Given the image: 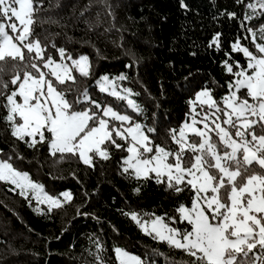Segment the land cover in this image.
Returning <instances> with one entry per match:
<instances>
[{
	"label": "snow or ice",
	"instance_id": "obj_1",
	"mask_svg": "<svg viewBox=\"0 0 264 264\" xmlns=\"http://www.w3.org/2000/svg\"><path fill=\"white\" fill-rule=\"evenodd\" d=\"M235 2L245 10L240 28L248 35L238 36L224 53L222 64L232 77L227 92L220 100L209 87L195 93L188 101L189 120L168 132L176 145L172 149L167 142H155L151 135L155 128L76 86L77 74L91 76L90 58L74 57L55 44L51 47L59 59L48 53L35 27L38 22L57 21L39 20L47 11L41 0H0V108L6 112L3 120L11 136L34 150L47 145L49 156L58 157L55 163L71 156L93 170L98 160H110L115 148L127 153L121 157L120 174L137 181L135 194L149 181L176 195L189 192L190 206L178 204L176 215L121 210L144 235L182 252L187 259L179 264H264V23L258 28L246 23L264 19V0ZM180 6L187 8L184 0ZM223 15L239 19L236 12ZM208 47L222 50V34L215 33ZM233 53L242 54L245 64L234 60ZM127 79L126 74L103 75L96 85L101 93L143 115L144 109L130 98L139 93L119 84ZM12 159L0 158V183L11 185L9 191L18 190L38 215L72 203L70 191L49 194ZM15 159L25 158L17 153ZM73 178L79 182L75 173ZM77 215L88 214L78 208ZM95 243L102 252L103 246ZM113 252L116 264H149L123 248ZM154 252L165 264H177L165 253ZM96 259L108 264L102 255Z\"/></svg>",
	"mask_w": 264,
	"mask_h": 264
},
{
	"label": "trees",
	"instance_id": "obj_2",
	"mask_svg": "<svg viewBox=\"0 0 264 264\" xmlns=\"http://www.w3.org/2000/svg\"><path fill=\"white\" fill-rule=\"evenodd\" d=\"M41 2L47 11L39 14V20L57 21L38 22L35 27L42 43L48 45V53L59 59L51 47L55 44L73 56L84 54L90 58L91 76L77 74L76 86L93 91L94 98L102 96V102L152 126L156 129L151 134L155 142H167L172 149L176 145L168 132L178 129L194 93L209 87L217 100L226 94L232 77L224 70V53L238 36L248 35L240 28L245 10L235 0H184L187 8H181L180 0ZM227 12H236L239 19H229L223 15ZM246 23L258 28L264 19ZM217 32L222 34V50L208 47ZM241 42L250 46L247 40ZM232 56L245 64L242 54ZM120 74L128 77L120 83L139 93L134 97L144 109L143 115L133 113L124 101L99 93L93 84L102 75L112 78ZM5 115L0 108V158L12 156L14 166L29 172L47 192L70 191L74 199L50 214L38 215L18 191L8 190L11 185L0 183V264H98L97 255H102L108 264H116L115 247L139 255L149 264H165L154 250L165 253L177 264L187 259L182 252L144 235L121 210L176 215L178 204L190 206L189 192L176 195L149 181L135 194L137 181L120 174L121 157L127 153L115 148L111 149V159L98 160L94 170L71 156L55 163L58 157L49 156L47 145H38V150H34L13 138L3 120ZM17 153L25 159H15ZM78 208L88 215L78 216ZM95 241L103 246L102 252Z\"/></svg>",
	"mask_w": 264,
	"mask_h": 264
},
{
	"label": "rangeland",
	"instance_id": "obj_3",
	"mask_svg": "<svg viewBox=\"0 0 264 264\" xmlns=\"http://www.w3.org/2000/svg\"><path fill=\"white\" fill-rule=\"evenodd\" d=\"M79 56V55H78ZM78 56H74V57H78ZM103 76V75H102ZM111 78V77H110ZM98 79V78H97ZM97 79H95L94 80V86H95V88L97 89V91L99 92V93H101L100 91H99V88H98V86L96 85V80ZM119 84L120 85H122L120 82H119ZM123 87H128V86H125V85H122ZM128 88H130V87H128ZM201 89H199V90H197L196 92H198V91H200ZM195 92V93H196ZM89 93H90V95L92 96V98H94L93 96H94V94H93V91H89ZM195 93H194V95H193V97H192V99H194L195 98ZM101 94H105L106 96H108V94H106V93H101ZM108 97H110V96H108ZM112 98H114V97H112ZM131 99H134L135 101H136V99H135V97L134 96H132V97H130ZM94 99H96L97 101H99L100 103H102V104H111V103H109V102H107V101H105V102H102V100H105L102 96H100V97H95ZM220 100V99H219ZM137 102V101H136ZM138 103V102H137ZM124 104H125V106H126V103L124 102ZM112 105V104H111ZM127 107V106H126ZM120 110V109H119ZM129 110H131V109H129ZM199 110V109H198ZM120 111H122V112H124L125 110H120ZM189 111H190V109L188 110V112L186 113V116H185V118H184V120L182 121V123L180 124V126L178 127V129L182 126V124L186 121V120H189V116L187 115L188 113H189ZM134 116V115H133ZM135 117V116H134ZM135 119H137L138 120V118L137 117H135ZM139 122H141L140 120H138ZM142 123V122H141ZM149 127H152V126H149ZM127 155V154H126ZM18 191V190H17ZM62 192H64V191H62ZM49 194H51V195H58L59 193H57V194H52V193H50V192H48ZM61 193V192H60ZM41 206H46V205H41ZM176 226V225H175ZM176 227H178V226H176ZM184 227V226H183ZM129 252V251H128ZM131 253V252H130ZM133 254V253H132ZM136 255V254H135Z\"/></svg>",
	"mask_w": 264,
	"mask_h": 264
}]
</instances>
